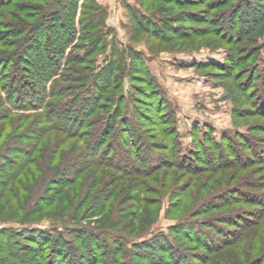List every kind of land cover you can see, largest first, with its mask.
I'll return each instance as SVG.
<instances>
[{"label":"trees","instance_id":"obj_1","mask_svg":"<svg viewBox=\"0 0 264 264\" xmlns=\"http://www.w3.org/2000/svg\"><path fill=\"white\" fill-rule=\"evenodd\" d=\"M256 1L261 7L247 11ZM138 2L151 17L132 11V22L157 43L181 48L194 41L193 35L205 32L193 30L192 34L186 27L178 30L175 26L204 23L201 16L186 11L194 0ZM156 3L163 13L178 9L180 16L160 17ZM208 7L222 14L209 20L220 42L252 43L251 50H256V40L264 33V0H212ZM105 16L106 8L94 0H0V221L28 226L15 232L12 244L0 242V254L10 264H122L119 255L131 244L134 252L142 250L136 257L140 264H191L186 263V248L196 245L204 249L199 264H228L229 250L248 239L250 253L244 264H264V212H260L264 211V192L251 191L264 190V186L255 183L256 171H248L259 162L264 167V151L254 146L255 158L249 159L244 151L232 149L227 161L222 148L218 165L197 185L193 178L205 169L192 167L183 156L175 158L176 149L168 144L173 130L164 124L159 129L150 121L163 140L156 146L151 145L155 144L153 135L140 129L139 101L124 95V79L136 86L137 95L149 96L154 109L159 93L140 55L133 54L131 47L126 48L130 55L119 53L115 41L107 40ZM242 50L235 48L233 53H252ZM104 54L100 65L98 56ZM235 58L227 59L226 77L236 78L246 96L254 80H264V66L259 71L254 68L253 74L248 72L250 77L243 81L246 73L236 72L241 60ZM257 93L264 99V89ZM255 113L264 116L259 109ZM175 146L178 149L179 144ZM197 150L189 153L190 159L200 157ZM230 156L236 161L230 162ZM234 182L236 189L229 190ZM202 185L206 194L221 192L202 195ZM149 192L157 201L164 195L174 200L170 203L174 209L168 213L177 220L169 229L173 238L161 232L139 242L135 238L141 239L146 232L131 235L114 230L120 225L124 230L142 214L141 228L152 221L153 206L143 197ZM126 202L131 205L124 207ZM233 206L256 211L243 225L238 215L236 222L230 215L224 217L242 230L236 234L225 230L222 238H213L208 228L217 229L215 224L198 218ZM90 216L99 217L91 228L95 231L77 225ZM262 219L263 223H257ZM42 221L48 223L47 228L37 227ZM3 230L0 236L10 233ZM148 247L154 253L148 254ZM241 258L243 262L244 254Z\"/></svg>","mask_w":264,"mask_h":264},{"label":"rangeland","instance_id":"obj_2","mask_svg":"<svg viewBox=\"0 0 264 264\" xmlns=\"http://www.w3.org/2000/svg\"><path fill=\"white\" fill-rule=\"evenodd\" d=\"M94 1L106 8L104 21L108 32L106 36L107 40L115 41V47L119 53L125 52L126 55H130V52H127L126 48L131 47L133 54L137 53V55H140L147 69L148 78H151L156 87V91L159 93L154 109L152 108V104H150V97L146 95H137V91L134 90L136 86L131 83L128 78L124 79V95L127 96L129 100L138 99L139 103L136 106V111L140 110V113H138L141 119L139 120L141 124L140 129L149 131V133L153 135V140L151 141H154L155 144L151 145L159 146L162 144L163 140L161 139V135L159 136L158 133L156 134L154 128L150 126V121H155L159 129L163 128L164 124V128L168 127L173 130L172 133H168L170 136L168 144L173 145L176 149L174 151L175 158L180 159V157L183 156L184 159H189V162L193 165L192 167H196V169H205L200 175L194 176L193 181H198L197 185L205 181V179L209 177V170L215 168L214 166H216V164L218 165L217 159L220 158L217 156L221 154L220 150L222 148L226 150L223 156H227V161H229L228 156L233 154L234 150L244 151L243 153L247 155L249 159L251 157L255 158L251 152V148L254 146H258V149L264 151V116L262 117L259 113H255L256 109L264 112V104H261L263 107H257V104L260 105V103L264 102V99L262 97L259 98L257 93L261 89H264V80H254L251 83L249 92H247L245 96L238 80L236 81V78L228 79L226 77V70L229 65L227 59L230 58V55H235V60L237 61L241 60V64L237 66L236 72H238V74L246 73V75L241 78L243 81H246V77H250V73L253 74L254 68H256L257 71L263 68L264 33L258 36L256 40V46H254L256 50H251L253 49L251 48L253 47L252 43L244 45V43L234 41L232 45H230L231 43L229 40H227L226 43L220 42L219 39H217L218 33L211 30L212 25L209 23V20L217 18L218 14L219 16L222 14L208 7V3L212 0H201L200 2H198L199 0H194V4L190 5L186 11L192 15L201 16L204 23L201 26H195L190 23L177 24L175 26L178 30L185 29L183 27H186V31L192 32V34H194L193 30L205 32L193 35L192 39H194V41L183 44L185 46L181 48L177 47L178 44H176L175 47H167L166 44L157 43L149 33L147 34L145 31H139L136 27V22H132V19H134V12L139 16L147 15L148 18L151 17V13H146L140 9L138 6L139 0ZM251 5L253 7L246 8L247 11H254L253 9H256V6L261 7L258 1L251 2ZM161 7L162 6L156 3L154 8L159 9L157 12L160 13V17H171V19H174L175 15L176 17H178V15L180 16L181 11L178 9H174L171 14H168L160 11L162 9ZM165 7L167 6L165 5ZM240 17L244 19L243 21L245 22L250 21L247 15H240ZM135 19H137V17ZM223 21H225V18ZM104 32H106V30ZM200 34L204 35V39H198V35ZM235 48L239 51L248 49L251 50L252 53L246 55H240V53H238L239 51L233 53ZM255 57L256 60L254 61L253 59ZM104 58L105 54L98 56V64L102 65V62L105 61ZM255 75H257L258 78L261 77L258 74ZM157 117L160 119H157ZM157 120H163V122H157ZM151 141L149 140V143H152ZM205 141L206 144H203ZM175 144H179L178 149ZM199 144L203 145L197 150L195 146ZM250 145L251 147L248 148ZM232 149L233 151H231ZM196 150L200 151V157H193V159H190L189 153L191 152L194 154ZM157 153L158 152H156V154ZM161 154L164 155L163 153ZM230 157V162L233 163V161H236V157ZM220 163H224V161H219V164ZM260 169H264V167L259 162V164L253 165L248 171H256L253 177L255 183L258 184V186H264V173H262ZM192 177L193 175L188 178L186 177L184 180H181L182 182L180 183L183 184ZM217 177L219 176L217 175ZM200 187L202 195H211V193L217 195L221 192L220 189H218L219 192L218 190L215 192L210 191L206 194V187L204 185ZM234 187H237L236 182H234L232 186H229V190L236 189ZM177 189H181V187ZM198 189L196 191H198ZM251 191L258 195L264 192L263 189ZM180 193L182 192L175 194L179 195ZM143 197H146L147 200H149V205L153 206L151 208L154 211L153 218L151 219L152 221L149 220L147 225L141 228L139 219H141L142 214L136 222H131V226H127L123 230V227L120 225L114 228V230H121L125 234L132 233L131 235L146 232L143 236H139L141 239L135 238V240L139 242L149 239L152 240L154 238L153 236L161 232L169 233L170 237L173 238L174 235L170 233L169 229L175 226L177 220L174 219L173 216H168V213L174 209L170 204L172 200H168V195H164L157 201L154 196H151L150 192L149 194H144ZM214 201L216 202L217 200ZM129 205L131 204L126 202L124 207H129ZM253 211H256L255 208L233 206V208L216 213L213 212L206 216H201L198 219L202 221L207 220L209 223H212V225L215 224L213 226L217 229H208L210 235L216 239V237L222 238L224 236L223 231L225 230L229 232L234 231V234L240 232L242 227L235 223L237 217H241L240 225H243L248 221V217ZM260 212L263 213L264 211ZM228 215L233 217L235 222H227L224 217ZM236 215L238 216L235 218ZM98 218V216H90L80 221L77 225L82 227L85 226L87 229L95 228L94 223ZM148 219L149 218L146 217L144 223ZM251 219L253 220L254 218ZM130 221L131 217L126 220V223ZM257 223H263V219ZM47 226L48 223L46 221H42L37 225V227L41 229H45ZM25 227L28 226L19 225L14 222L2 223L0 221V233L4 231L3 229L10 230L9 234L5 233L2 234L3 236H0V242L7 241L12 244L16 239L15 232ZM254 230H257V228H254ZM219 231H222V234L217 233ZM109 239L110 238H108V240ZM109 241L111 242V240ZM22 243L24 245V242ZM247 243L248 239L238 241V243L233 246V249L229 250L232 252V255L226 263L244 264L247 262V255L250 253V247ZM148 244L151 245V243ZM217 244H219V242H217ZM178 245L181 246L180 243H178ZM132 248L133 246L128 244V250L126 252L123 251L119 255L122 256V264H140L141 261L138 262L136 257H138L137 255L140 254L142 250L140 252V250L137 249L134 252ZM186 249V253L189 255L186 263L199 264V260L197 259L200 257V254H204V249L196 245H188ZM146 252H148V254L150 252V254L154 253L150 247L146 249ZM241 252L244 254L243 262L241 261L243 254L242 256L238 255ZM4 258L6 257L0 254V264H10L11 261L6 259L5 261ZM226 258H228L227 254ZM28 259L32 260L33 256L31 255ZM31 262L32 264L36 263V261ZM144 264H146V262H144Z\"/></svg>","mask_w":264,"mask_h":264}]
</instances>
